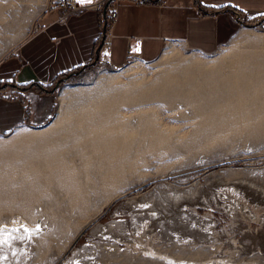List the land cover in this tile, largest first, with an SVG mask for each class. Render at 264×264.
Masks as SVG:
<instances>
[{"label": "rangeland", "instance_id": "rangeland-1", "mask_svg": "<svg viewBox=\"0 0 264 264\" xmlns=\"http://www.w3.org/2000/svg\"><path fill=\"white\" fill-rule=\"evenodd\" d=\"M54 1L0 0V54ZM84 67L47 90L55 103L43 127L0 136V264H55L116 199L167 176L112 205L62 263L87 247L77 264H264V223L247 213L264 218V16L213 54L173 42L148 64L131 56L116 69L97 56ZM236 159L245 160L210 167ZM240 178L253 189L234 196L221 183ZM168 185L185 196L201 188L208 200L183 201L182 221L136 222L126 203ZM215 192L226 195L217 201ZM117 220L127 239L93 234Z\"/></svg>", "mask_w": 264, "mask_h": 264}, {"label": "crops", "instance_id": "crops-1", "mask_svg": "<svg viewBox=\"0 0 264 264\" xmlns=\"http://www.w3.org/2000/svg\"><path fill=\"white\" fill-rule=\"evenodd\" d=\"M89 5L80 2L78 11L63 24L58 22L61 10L47 5L19 44L0 54V90L18 93L0 96V136L20 127H43L55 103L47 90L63 76L90 64L102 37L104 15ZM113 9L110 3L107 15ZM240 14L248 20L262 18L264 0H154L141 5L120 0L105 54L116 69L125 65L128 54L141 63L154 62L173 42L213 54L239 32ZM23 102L28 103L27 112Z\"/></svg>", "mask_w": 264, "mask_h": 264}, {"label": "bare ground", "instance_id": "bare-ground-1", "mask_svg": "<svg viewBox=\"0 0 264 264\" xmlns=\"http://www.w3.org/2000/svg\"><path fill=\"white\" fill-rule=\"evenodd\" d=\"M111 1L112 0H109V3ZM147 2L148 1H146V3ZM105 5H106V3H105ZM105 5H104V7H105ZM106 15H107V13H106ZM28 135L29 134H27L25 136L24 134H21V135H19V137L16 138V140H21V139H23L25 137H28ZM34 138H35V136H34ZM221 181H222L221 183L223 185H225V186L233 185L232 187L234 188V190L232 191L233 188H231V191L234 194V196H238L237 194H239V193L236 194L235 189L236 190H239L241 187H245V189H246V186H247V188H251V190H252L253 187H254L253 185H251L250 183H248L247 181H245L243 178L237 179L235 181L233 180L232 182L231 181L230 182H228V181L226 182L224 180H221ZM260 193H262L261 200H263L264 199V191H262ZM225 195H226L225 193L218 194V192H215V194L212 197L214 199H217V201H219V198L221 197L220 199L223 200V198H224ZM208 196H209V194L207 195V193H205L204 190L201 189V188L198 189L197 192H195V193H193L192 191H189V193H187V196H185L183 194L182 189H172L168 185V186L162 187V189H160L158 191V195H157V197L155 199H152V200L149 201L146 198L141 197L139 199H135V200H132V201H128L125 206L127 208H129V210H130V212H131V214L134 217V220L136 222H139L141 220V218L144 217V216H149V217H151L155 221L156 220L164 221L165 219H169L172 222L175 219H179L180 221H182L183 220L182 216L185 217V218L188 217V214H185L183 212V210H182V205H183L182 203H183V201L184 202L187 201L185 204H188V205L192 206V205L197 204L198 201L206 200L208 198ZM244 208H245V206H244ZM242 213H244V212H242ZM247 213H248V216L249 215H251V216L253 215V218H255V217L256 218L258 217V219L260 218V221L262 223H264V218L260 217V215L258 216V212H250L248 210ZM190 216H192V214H190ZM189 220H191V219H189ZM206 220H207V218H206ZM209 222H206V223H209ZM209 224H211V222ZM127 230H128L127 224L123 220H117V221H113V222H110V223L105 224V225H102V224L96 225L93 228V234H95V235H101V236H107V237L110 236V237H116V238L119 237V238L127 239L128 238V235H129L128 232H127ZM208 231H211L210 228H209ZM259 232L264 234V230H262V229ZM200 237L202 238V235H200ZM252 239H253L252 238V235L251 234H248L247 240H250L251 241L250 243H252V246H254V242L252 241ZM262 245H263V243H262ZM260 246H261V242H260ZM154 252L157 253V254H160L159 252H157L155 250H154ZM88 255H91V251L87 247L83 248L82 250H74L73 253H72V255H70L63 263L61 262L60 264H77V263H79V259L81 257H87ZM161 256H162V254H161ZM166 259H169V257L166 256ZM202 264H203V262H202ZM207 264H216V263H212V262L209 263L208 262Z\"/></svg>", "mask_w": 264, "mask_h": 264}, {"label": "built area", "instance_id": "built-area-1", "mask_svg": "<svg viewBox=\"0 0 264 264\" xmlns=\"http://www.w3.org/2000/svg\"><path fill=\"white\" fill-rule=\"evenodd\" d=\"M134 3L136 4H145L146 0H132ZM105 0H100V1H96L95 3H93L92 5H89V8L97 10V11H103L104 9V5H105ZM111 4L113 5L114 9L103 19H102V37L103 41L101 44V49L98 50V54L97 56H99V58L101 60H104L106 63H108L110 66H112L110 64V62L108 61V58L105 54V52L108 50L109 46H110V37H111V29L115 23L116 17H117V10L120 6V0H112ZM49 7H55L58 8L59 10H61V16L58 20L59 23H65L66 19L74 14L76 11H78L79 6L76 4L75 0H55L54 2H51L49 4ZM238 21L240 22H244L246 20H248L245 16L243 15H239V17L237 18ZM101 37V39H102ZM132 55L128 54L127 58L131 57ZM10 90L11 92L7 91ZM17 92L15 89H3V91H0V96L2 97H13L14 95H12V93Z\"/></svg>", "mask_w": 264, "mask_h": 264}, {"label": "water", "instance_id": "water-1", "mask_svg": "<svg viewBox=\"0 0 264 264\" xmlns=\"http://www.w3.org/2000/svg\"><path fill=\"white\" fill-rule=\"evenodd\" d=\"M110 3H108L106 6H105V8L103 9V17L105 18L107 15H106V13H107V8H108V5H109ZM239 17V15H237V18ZM238 20V19H237ZM240 24H242L243 22H240V21H238ZM103 38L104 37H102V39H101V43H100V45H99V49H101V44H102V41H103ZM96 58H97V56H96ZM247 159H251V158H247ZM242 160H245V159H236V160H230V161H226V162H223V163H218V164H214V165H212V166H210L211 168H216V167H220V166H223V165H228V164H231V163H235V162H237V161H242ZM172 177L173 176H167V177H163V178H160V179H156V180H153V181H150V182H148V183H146V184H144L143 186H141V187H138V188H136V189H134V190H131V191H129L128 193H126V194H124V195H122V196H120L118 199H116L112 204H111V206L112 205H114L117 201H119V200H121V199H123V198H125L126 196H128V195H130V194H133V193H135V192H138V191H140V190H143V189H145V188H147L148 186H150V185H152V184H155V183H158V182H161V181H165V180H170V179H172ZM110 206V207H111ZM110 207L103 213V214H101V216L100 217H98V218H96L92 223H90L88 226H86L84 229H82V231L77 235V237L75 238V240L70 244V246H68V248L66 249V251H65V253L61 256V258L55 263V264H60L64 259H65V257L70 253V251L74 248V246L77 244V242L84 236V234L93 226V224L94 223H96L97 221H99L107 212H108V210L110 209Z\"/></svg>", "mask_w": 264, "mask_h": 264}, {"label": "snow or ice", "instance_id": "snow-or-ice-1", "mask_svg": "<svg viewBox=\"0 0 264 264\" xmlns=\"http://www.w3.org/2000/svg\"><path fill=\"white\" fill-rule=\"evenodd\" d=\"M80 2H84V0H80ZM87 2H91V0H87ZM13 231H19V229H13ZM24 231H25L26 233H29L28 238L31 239V232H32L33 230L28 229L27 227H25ZM36 231H37V234H38L39 229H37ZM8 235L10 236L11 233H8ZM4 243H7V241H5V240H0V244H4Z\"/></svg>", "mask_w": 264, "mask_h": 264}, {"label": "trees", "instance_id": "trees-1", "mask_svg": "<svg viewBox=\"0 0 264 264\" xmlns=\"http://www.w3.org/2000/svg\"><path fill=\"white\" fill-rule=\"evenodd\" d=\"M96 49H97V48H96ZM96 56H97V53H96V51H95L94 57H93V59H92L91 62H93V60L95 59ZM83 68H85V67H82V68H80L79 70H82ZM79 70H77V71H79Z\"/></svg>", "mask_w": 264, "mask_h": 264}]
</instances>
